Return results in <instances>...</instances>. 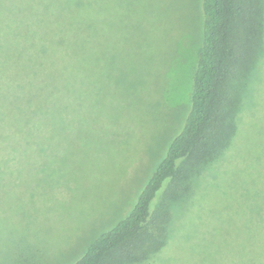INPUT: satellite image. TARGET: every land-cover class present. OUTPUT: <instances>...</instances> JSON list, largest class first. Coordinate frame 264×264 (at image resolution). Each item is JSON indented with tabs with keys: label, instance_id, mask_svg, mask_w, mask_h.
<instances>
[{
	"label": "rangeland",
	"instance_id": "obj_1",
	"mask_svg": "<svg viewBox=\"0 0 264 264\" xmlns=\"http://www.w3.org/2000/svg\"><path fill=\"white\" fill-rule=\"evenodd\" d=\"M202 1L102 0L100 43L0 159V264H69L132 209L189 112ZM254 72L237 135L149 264H245L243 244L263 243L248 220L264 201V57Z\"/></svg>",
	"mask_w": 264,
	"mask_h": 264
},
{
	"label": "trees",
	"instance_id": "obj_2",
	"mask_svg": "<svg viewBox=\"0 0 264 264\" xmlns=\"http://www.w3.org/2000/svg\"><path fill=\"white\" fill-rule=\"evenodd\" d=\"M102 9V0H0V159L57 109L55 99L86 62V49L100 43ZM202 11L182 129L128 214L69 264H149L170 241L175 207L188 203L196 177L237 135L244 97L264 57V0H203ZM252 213L248 223L264 226V201ZM242 247L245 264H264V241Z\"/></svg>",
	"mask_w": 264,
	"mask_h": 264
}]
</instances>
